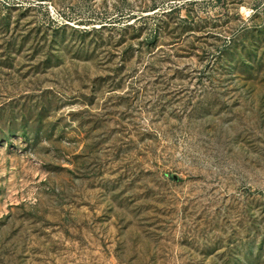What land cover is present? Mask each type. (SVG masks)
Returning a JSON list of instances; mask_svg holds the SVG:
<instances>
[{"label":"rangeland","instance_id":"rangeland-1","mask_svg":"<svg viewBox=\"0 0 264 264\" xmlns=\"http://www.w3.org/2000/svg\"><path fill=\"white\" fill-rule=\"evenodd\" d=\"M180 1L0 0V264H264V0Z\"/></svg>","mask_w":264,"mask_h":264},{"label":"trees","instance_id":"trees-1","mask_svg":"<svg viewBox=\"0 0 264 264\" xmlns=\"http://www.w3.org/2000/svg\"><path fill=\"white\" fill-rule=\"evenodd\" d=\"M189 0L187 1H180V2H173L171 3V5H169V7H165V5H160L157 2H153L151 5L147 6L146 8H144V10H142L143 12H149V11H153V14H140L139 16L137 15V19L134 20V22L126 24V28H132L133 30H138L140 33L138 35H141V32L143 31V29L138 28L137 27V22L138 21H142L144 20L145 22H147L146 20H148L149 18H152L153 16H157L160 17V19L163 20V26L161 28H158L159 31H162L163 33V37L166 35L165 33L169 32L168 34L171 33H176L180 28H182V25L185 22H190L192 20H195V17H192V20H189V16H185L183 17L180 13L182 12V10L184 8H186V6L189 4L188 3ZM193 2H197V0H191ZM218 2H220L221 0H217ZM188 11V10H187ZM190 13V12H188ZM176 15V19L177 20H173L171 21L169 18L170 17H175ZM191 15V14H189ZM102 25L99 28H95L93 27V29L91 31H100V29H103L104 27H107L108 24L105 22L101 23ZM137 27V28H136ZM146 28H147V34L148 36H146V39H148V37L150 36V34H156L157 35V29L154 27H151L149 24H146ZM87 31V30H86ZM172 35V34H171Z\"/></svg>","mask_w":264,"mask_h":264}]
</instances>
